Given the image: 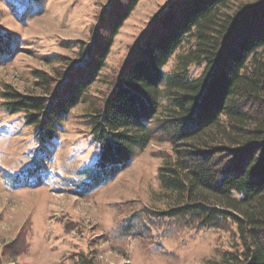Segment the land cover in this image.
Listing matches in <instances>:
<instances>
[{
	"label": "rangeland",
	"instance_id": "obj_1",
	"mask_svg": "<svg viewBox=\"0 0 264 264\" xmlns=\"http://www.w3.org/2000/svg\"><path fill=\"white\" fill-rule=\"evenodd\" d=\"M130 1L0 0V264H215L224 251L242 247L236 222L202 227L162 214L176 200L159 177L176 157L164 135L95 183L100 146L91 114L104 107L123 66L139 56L135 46L155 32L167 5L174 1L171 7L183 10L189 0H138L97 70L109 23ZM259 1L230 0L221 15ZM238 23L245 31L264 25V4ZM195 44L188 38L166 72ZM189 68L196 76L202 66ZM93 75L52 138L44 137L43 117L30 125L26 112L8 109L6 91L43 96L56 106L77 81ZM255 102L246 109L260 119Z\"/></svg>",
	"mask_w": 264,
	"mask_h": 264
},
{
	"label": "trees",
	"instance_id": "obj_2",
	"mask_svg": "<svg viewBox=\"0 0 264 264\" xmlns=\"http://www.w3.org/2000/svg\"><path fill=\"white\" fill-rule=\"evenodd\" d=\"M173 2L155 32L135 46L139 56L123 66L104 107L90 116L100 146L95 183L114 176L138 148L164 135L176 157L161 166L159 177L176 200L162 214L202 227L236 222L242 247L224 251L215 264H264V25L245 31L238 23L264 0L226 18L221 10L230 0H189L183 10L171 7ZM137 3L131 0L109 23L97 70ZM188 38L196 44L180 56L173 72H166ZM191 63L202 66L196 76ZM93 79L77 81L56 106H48L43 96L6 91L7 106L13 113L26 112L30 125L43 117L44 137L52 138ZM254 100L260 119L246 109Z\"/></svg>",
	"mask_w": 264,
	"mask_h": 264
}]
</instances>
